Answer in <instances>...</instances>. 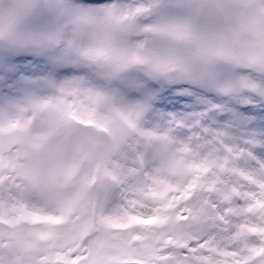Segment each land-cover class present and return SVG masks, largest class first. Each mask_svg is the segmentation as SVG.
I'll list each match as a JSON object with an SVG mask.
<instances>
[{
	"label": "clouds",
	"instance_id": "1",
	"mask_svg": "<svg viewBox=\"0 0 264 264\" xmlns=\"http://www.w3.org/2000/svg\"><path fill=\"white\" fill-rule=\"evenodd\" d=\"M0 49L83 70L0 119L7 264L264 259V171L147 129L133 95L146 78L217 86L219 63L264 94V0H0Z\"/></svg>",
	"mask_w": 264,
	"mask_h": 264
},
{
	"label": "rangeland",
	"instance_id": "2",
	"mask_svg": "<svg viewBox=\"0 0 264 264\" xmlns=\"http://www.w3.org/2000/svg\"><path fill=\"white\" fill-rule=\"evenodd\" d=\"M79 2L95 5L108 0ZM82 71L53 52L0 49V119L16 103L44 94L48 85ZM208 76L217 86L183 78L136 81L133 95L145 104L144 126L170 131L194 150L220 155L237 173L254 178L264 171V94L246 85L247 75L227 64L213 65ZM218 227L210 223L206 234ZM253 260L264 264L258 254ZM0 264H7V258L0 256Z\"/></svg>",
	"mask_w": 264,
	"mask_h": 264
},
{
	"label": "bare ground",
	"instance_id": "3",
	"mask_svg": "<svg viewBox=\"0 0 264 264\" xmlns=\"http://www.w3.org/2000/svg\"><path fill=\"white\" fill-rule=\"evenodd\" d=\"M39 67H40V66H39ZM39 67H38V69H39ZM30 69H31V70H36L35 68H29V67L27 68V70H30ZM70 70H71V69H70ZM61 71H63V70H61ZM68 71H69V70H68Z\"/></svg>",
	"mask_w": 264,
	"mask_h": 264
},
{
	"label": "snow or ice",
	"instance_id": "4",
	"mask_svg": "<svg viewBox=\"0 0 264 264\" xmlns=\"http://www.w3.org/2000/svg\"><path fill=\"white\" fill-rule=\"evenodd\" d=\"M207 169H205V171H206Z\"/></svg>",
	"mask_w": 264,
	"mask_h": 264
}]
</instances>
